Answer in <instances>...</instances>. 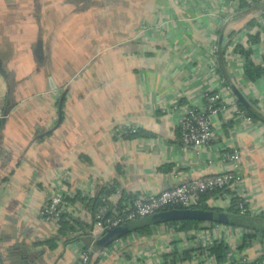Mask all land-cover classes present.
<instances>
[{
    "label": "crops",
    "instance_id": "0c3cea01",
    "mask_svg": "<svg viewBox=\"0 0 264 264\" xmlns=\"http://www.w3.org/2000/svg\"><path fill=\"white\" fill-rule=\"evenodd\" d=\"M236 0H0V264H71L80 243H44L56 235L40 211L58 177L93 198L113 188L123 196L158 193L183 182L230 170L225 157L240 150L248 219L256 231L220 224L227 262L255 260L259 246L248 232L264 231V74L251 83L235 52L260 14L240 15ZM238 8V2H237ZM249 42L264 69V31ZM226 54L232 92L222 90L210 48ZM218 92L223 109L213 117V139L184 148L179 123L187 106L201 108ZM237 107L246 118L234 113ZM250 114V115H248ZM136 134L122 140L117 128ZM206 204L227 213L224 192ZM80 218L90 222L81 206ZM217 224L201 221L199 231ZM132 234L90 264H209L192 242L164 226ZM167 227V228H166ZM103 230H95V238ZM198 232V231H196ZM190 233V232H188ZM116 240V241H118ZM201 253V252H200ZM199 254V255H198ZM180 259V260H179Z\"/></svg>",
    "mask_w": 264,
    "mask_h": 264
},
{
    "label": "built area",
    "instance_id": "2783aa9c",
    "mask_svg": "<svg viewBox=\"0 0 264 264\" xmlns=\"http://www.w3.org/2000/svg\"><path fill=\"white\" fill-rule=\"evenodd\" d=\"M237 2L234 9H237ZM257 28L245 32L244 39L241 46L249 49V37L264 31V15L256 19ZM233 49L226 48V54ZM217 46L212 45L210 48V56L212 68L216 69L217 64ZM233 51V50H232ZM225 54V60H226ZM222 90L231 93V86L226 84V81L219 77ZM221 95L218 92L206 93L204 95L205 104L201 108L187 106L181 117L179 123V140L184 148L202 149L208 146L213 139V117L216 116L223 107L220 105ZM234 113L246 118V114L240 111L237 107L233 109ZM3 111L0 106V118L3 117ZM247 119V118H246ZM137 130L132 126L117 128L114 131V136L118 140H122L126 135H134ZM225 161L229 164L230 170L228 172L208 176L202 179H195L183 182L171 188H165L158 193L145 194L132 198L131 201L126 202L121 207L117 203L111 204L112 218L105 219L106 210L108 205L101 207L94 217L93 228L90 232L91 242L88 246L80 243L76 250V255L71 264H90L91 254L95 248V237L92 235L95 230H104L118 226L124 222L135 221L144 217L154 215L158 212L170 210L169 208L178 207L180 209H193L195 208L203 195L210 194L217 191H229L228 197L235 200L237 209L240 216H247L249 213L248 199L244 190V174L242 167V155L239 149L234 148L225 157ZM68 174H61L54 184V189L47 196L46 202L40 211V217L45 224L52 226L57 230L60 220H69V217L80 218L81 206L79 203L74 206L67 205L65 199L73 198L79 190H73L68 186ZM81 193V192H80ZM165 224L153 226L152 233L156 228L162 227L165 229ZM167 228V227H166ZM220 224L213 226V232L198 231L181 234L178 240L183 242H192L194 248L199 251L200 256L197 260L209 264H216L214 256L211 255L210 249L218 242H220L221 235ZM253 237L252 242L257 243L259 246V255L255 260H247L246 258L236 259L235 256L232 260H241L242 263H250L259 260L258 264H264V236L262 234H254L248 232ZM125 245L122 241H115L109 248L116 250L117 247ZM201 252V253H200ZM198 254V255H199ZM99 256L107 257V249L99 251ZM157 255L154 257L155 264L159 262Z\"/></svg>",
    "mask_w": 264,
    "mask_h": 264
},
{
    "label": "trees",
    "instance_id": "16d2710c",
    "mask_svg": "<svg viewBox=\"0 0 264 264\" xmlns=\"http://www.w3.org/2000/svg\"><path fill=\"white\" fill-rule=\"evenodd\" d=\"M238 13L240 15L249 14L251 12H258L261 16L264 15V0H238ZM256 25V20L249 21L248 25ZM259 41L258 34L250 36L249 42L252 44H255ZM235 52L237 54H240L244 57V64H243V71L246 78L251 82L254 83L257 80H259L262 75L264 74V69L253 63L251 59V51L246 50L241 45H237L235 47ZM225 54H226V48L219 47L217 51V74L219 77L224 79L226 81V84H228V78L226 74V60H225ZM229 85V84H228ZM250 115V114H248ZM116 192L113 188H101L100 191L96 196L93 198H87L86 196H82V193L77 192L76 195L73 198H66L65 201L67 205L74 206L75 204L79 203L82 205V207L90 214V222H86L82 220L81 218H75V217H69V220H60L58 224V228L56 231V235L50 239L47 240L44 244L49 247L50 249H54L57 246L58 241H63L64 244L69 243H83L84 245L88 246L91 242V236L90 232L93 228L94 224V217L97 214L98 210L108 205L109 208L106 210L105 219L112 218L113 215L111 213V205L110 202H108L107 198L109 195H112ZM226 193L227 195L230 194L229 191H217L210 194L203 195L200 199L199 204L193 208L198 210L201 215L200 219L197 220H185L181 222H169L165 224L166 226L172 228L175 232L179 233H187L190 231L196 232L201 229L200 224L201 221H203V216L212 213L215 216H218L223 214V211L217 208H209L206 204V201L208 200L209 196H211L214 193ZM130 201L126 200L125 197H121L120 200L117 202V206L121 207L126 202ZM169 209H180L178 207H172ZM227 213L234 217H242L239 215V211L237 209V203L235 200L230 201V206L227 209ZM248 216V215H247ZM247 216H243L240 221L236 222L235 224H232L233 226H238L243 229L248 230H254L253 225H251V220L249 221ZM139 220V219H138ZM138 220L130 221V222H124L122 224H119L118 226L111 227V228H105L101 235L97 238H95V247L96 248H108L110 247L116 240L118 239H124L132 234H138L139 236H150L152 232L153 227L149 228H137L136 223ZM214 223H219V221H214ZM229 225V224H228ZM230 224V226H232ZM262 235L264 236V231H260ZM211 255L214 256L216 264H258L259 260H256L254 262H248V263H242L241 260H231L227 262V248L222 242L216 243L211 249H210ZM180 260V259H179ZM171 264H176L178 261V258H171ZM167 264V263H166Z\"/></svg>",
    "mask_w": 264,
    "mask_h": 264
},
{
    "label": "water",
    "instance_id": "95a60500",
    "mask_svg": "<svg viewBox=\"0 0 264 264\" xmlns=\"http://www.w3.org/2000/svg\"><path fill=\"white\" fill-rule=\"evenodd\" d=\"M201 213L196 209H170L158 212L154 215L141 218L137 221V228H149L157 225L167 224L169 222H181L185 220H197L200 219ZM242 217H234L231 215H227L225 213L218 216H215L212 213H208L203 216L204 220H208L210 222L219 221V223L232 225L236 222L240 221ZM239 223V222H238Z\"/></svg>",
    "mask_w": 264,
    "mask_h": 264
}]
</instances>
